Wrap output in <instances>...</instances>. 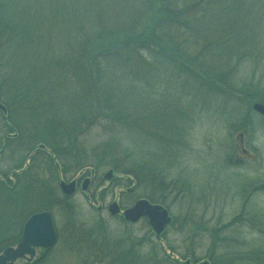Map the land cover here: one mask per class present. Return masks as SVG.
Returning a JSON list of instances; mask_svg holds the SVG:
<instances>
[{"label":"rangeland","instance_id":"374dc122","mask_svg":"<svg viewBox=\"0 0 264 264\" xmlns=\"http://www.w3.org/2000/svg\"><path fill=\"white\" fill-rule=\"evenodd\" d=\"M166 2L153 3L152 14L143 20L151 34L159 36ZM216 11V18L206 14L192 19L190 29L182 31L184 38L176 32L169 36L188 44L191 53L208 55L209 65L191 63L170 49L176 44L169 48L164 40L157 41L163 48L143 52L144 65L124 81L133 89L116 96L121 119L112 100L101 114L102 123L85 137V154L77 149L57 157L47 147L37 157L41 178L58 194L61 180L80 182L68 199L70 211L51 210L57 242L47 251L38 249L31 264H142L150 258L153 264H184L186 259L264 264V117L251 107L264 102L254 96L255 86L264 87V25L248 17L240 22L239 15L249 16L245 11L229 10L227 17ZM6 131L0 121V136H13ZM114 134L124 136L119 149L108 142ZM101 141L112 145L93 154ZM14 152L22 151L16 147ZM33 152L16 174L31 165ZM14 157L2 158L0 169L16 166ZM48 158L51 162L42 171V159ZM117 164L121 169L139 164L164 178L161 194L167 199L159 204L168 209L171 221L159 235L146 219L131 223L108 212L112 201L126 208L148 192L118 173ZM108 170L113 173L106 179ZM86 177L90 183L83 190ZM165 257L166 262L155 263Z\"/></svg>","mask_w":264,"mask_h":264},{"label":"trees","instance_id":"16d2710c","mask_svg":"<svg viewBox=\"0 0 264 264\" xmlns=\"http://www.w3.org/2000/svg\"><path fill=\"white\" fill-rule=\"evenodd\" d=\"M156 1L0 0V96L7 108L6 116L0 112V121L3 128L13 131L11 137L0 136V145H5L2 158L15 156L19 160L9 171L0 169V252L19 240L22 226L32 213L69 207V198L44 183L41 168L34 162L47 147L57 157L77 149L86 153L85 137L102 123L103 110L114 100L117 112L116 96L133 89L124 81L144 65L143 52L163 48L159 42L164 40L168 47L170 43L177 45H170L172 51L205 66L209 65L208 55L191 53L188 44L175 43L169 36L176 32L184 38L187 33L182 31L190 29L192 19L206 14L216 18L215 10L226 17L229 10L245 11L249 16L239 15L240 22L248 17L264 25V0H167L157 36L156 31L150 33L149 25L142 24L149 19ZM123 69H128V74ZM254 88L258 93L254 96L264 101V87ZM13 113L16 121L12 120ZM117 116L122 117L120 112ZM26 126L32 130L30 134ZM123 138L114 134L108 142L119 149ZM110 145L101 141L92 152L97 154V149ZM16 147L22 151L18 155ZM34 149L31 165L16 174L15 169L23 167ZM42 160L43 171L51 159ZM128 166L121 169L117 164L118 173L131 177L136 186H145L151 202L164 204V178L159 172L139 164ZM167 260L165 257L155 263ZM142 264H153L152 259Z\"/></svg>","mask_w":264,"mask_h":264},{"label":"water","instance_id":"95a60500","mask_svg":"<svg viewBox=\"0 0 264 264\" xmlns=\"http://www.w3.org/2000/svg\"><path fill=\"white\" fill-rule=\"evenodd\" d=\"M252 109L264 116V103L255 102L252 104ZM0 110L6 111L4 104L0 102ZM112 176V171L105 173V178L109 179ZM89 179L86 178L82 183V189L87 188ZM62 192L70 196L75 192V181L60 182ZM110 214L115 215L120 212V207L116 202H112L108 206ZM124 219L130 222H137L140 218L146 217L152 230L159 235L170 222L168 211L160 204H154L147 199L142 198L135 203L125 208L122 211ZM57 240L55 228L53 225L52 214L49 211H41L32 214L25 221L22 229L21 239L15 246H9L0 253V264H15V261L20 258L30 260L35 255L36 248H50ZM189 264V261H186ZM199 264H208L206 261Z\"/></svg>","mask_w":264,"mask_h":264},{"label":"flooded vegetation","instance_id":"af4514ba","mask_svg":"<svg viewBox=\"0 0 264 264\" xmlns=\"http://www.w3.org/2000/svg\"><path fill=\"white\" fill-rule=\"evenodd\" d=\"M75 180V182H76V187L78 186V183L80 182V180L78 179V180H76V179H74ZM90 183V182H89Z\"/></svg>","mask_w":264,"mask_h":264}]
</instances>
